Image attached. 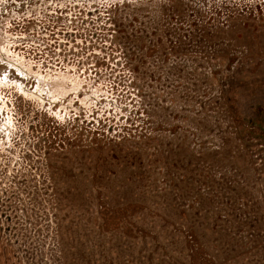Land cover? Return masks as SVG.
Masks as SVG:
<instances>
[{
	"label": "rangeland",
	"instance_id": "obj_1",
	"mask_svg": "<svg viewBox=\"0 0 264 264\" xmlns=\"http://www.w3.org/2000/svg\"><path fill=\"white\" fill-rule=\"evenodd\" d=\"M197 1L0 0V264H264V15Z\"/></svg>",
	"mask_w": 264,
	"mask_h": 264
},
{
	"label": "trees",
	"instance_id": "obj_2",
	"mask_svg": "<svg viewBox=\"0 0 264 264\" xmlns=\"http://www.w3.org/2000/svg\"><path fill=\"white\" fill-rule=\"evenodd\" d=\"M195 1L196 0H194V2ZM248 1L249 2L245 3L243 8H240L242 5L241 4L242 1L238 2V0H220L218 1V3L217 1H215V3H217L216 15L224 14V12L227 13V11L229 10L228 9L229 6L232 8V10L234 11L238 10L239 13L242 12L245 13L246 15H256V16H258L259 14L264 15V0H257L259 2L257 1L254 2V0H248ZM196 3L197 6L194 5L196 8H193V12L195 13V16L200 18V16H206L208 15V13H211L210 16L215 15L212 12L211 8H209L208 11V0H198ZM223 4L228 5V7L224 6ZM219 5L224 6V9L220 8ZM204 18L205 17H203V19ZM222 93L223 90L221 91V94ZM222 95L224 96V94ZM243 111L244 112H241V114L237 112L234 113L238 121V127L241 128L242 124L244 125L249 124L250 126H252V129L249 132H244V134L251 135L253 138L257 140L264 139V134H261L262 132H264V104L262 98L261 99L253 98L251 100V103H249L248 106H246ZM256 126H258L262 130V132L260 133L255 132L253 129L254 127L256 128ZM200 184L201 181L199 180V182L195 183V186L200 187ZM175 199H177L179 202L178 204L179 206L176 209H180L181 206L185 207L186 203L189 202V205H187V208L185 209V211L187 210L188 212L191 207L193 208L196 205L197 206L202 205V196L200 198L197 197L184 198V196L181 193H179L178 195L175 196ZM191 202H192V206H191ZM190 237L192 238L194 236L191 234Z\"/></svg>",
	"mask_w": 264,
	"mask_h": 264
}]
</instances>
